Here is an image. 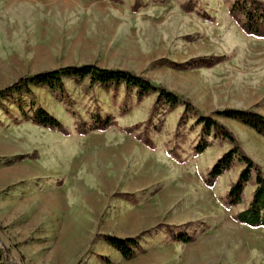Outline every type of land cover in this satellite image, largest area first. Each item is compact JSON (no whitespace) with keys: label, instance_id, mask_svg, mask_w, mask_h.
Segmentation results:
<instances>
[{"label":"rangeland","instance_id":"1","mask_svg":"<svg viewBox=\"0 0 264 264\" xmlns=\"http://www.w3.org/2000/svg\"><path fill=\"white\" fill-rule=\"evenodd\" d=\"M233 1L0 0V89L23 76L92 63L144 76L182 100L173 109L160 103L151 114L156 94L138 101L123 86L114 92L66 79L64 95L32 86L34 107L56 116L65 135L25 119L16 95L0 99V264L4 252L24 264H264V227L236 219L254 178L235 206L227 195L244 164L236 161L212 187L204 183L232 144L210 136L211 145L195 154L202 126L183 103L228 126L264 170V142L238 131L245 148L232 118L214 114H264V38L239 28ZM214 56L227 58L211 67L167 64ZM96 114L118 126L77 134ZM149 115L153 149L123 131ZM104 235L137 237V256L124 259ZM180 235L194 240L174 239Z\"/></svg>","mask_w":264,"mask_h":264},{"label":"trees","instance_id":"2","mask_svg":"<svg viewBox=\"0 0 264 264\" xmlns=\"http://www.w3.org/2000/svg\"><path fill=\"white\" fill-rule=\"evenodd\" d=\"M111 1L121 2V0ZM183 8L186 11H191L190 3H184ZM230 14L245 34L257 38H264L263 0H234L230 6ZM203 16L207 19L211 18L207 13ZM226 58L225 56L198 57L181 63L168 61L167 64L178 69L201 66L211 67ZM66 79L78 81L87 79L90 87L98 85L105 90H113L114 92H117L119 87L123 86L126 92L134 91L138 101H141L150 94H156V100L153 104L151 114L160 103L166 104L169 108L173 109L182 102L178 94L162 86L155 85L150 79L144 76L129 70L110 69L92 63L66 66L40 72L32 76H23L13 84L0 89V99L16 95L17 99L15 100V104H17L25 119L41 127L55 129L62 134L68 135L69 130L56 116L42 106L34 107L36 103L34 91L32 90V86L47 87L51 92H59L61 95H64L67 94ZM24 96H28L31 100L32 106L29 110L23 108L24 99H26ZM183 103L185 110L194 113L197 117L194 125L202 126L201 142L194 148L195 154H202L211 145V142L206 139L210 136L228 140L232 144V147L213 165L204 183L212 187L215 181L231 169L236 161L244 164V168L241 170L238 179L230 187L227 195L228 203L233 206L242 203L245 187L254 178L255 189L252 193V198L246 208L236 215V219L240 223L252 228L264 227V170L262 166L244 151L235 133L228 126L218 121L213 115L202 114L189 100H184ZM214 114L237 120L264 138V114L254 109L225 108L216 111ZM150 122L151 115H149L147 121L125 127L123 131L128 134H133L138 141L142 142L146 147L153 149L156 143L151 135ZM117 126L118 123L111 116L103 117L100 114H96L93 116L91 123L81 122L76 128V133L86 135L91 131H105ZM141 127H144L143 130L137 133ZM170 154L177 160H182L181 154L176 149L171 150ZM104 239L124 259L131 260L137 256L136 249L139 247L137 237L121 238L114 235H104ZM174 239L180 242L190 243L194 240V237L180 235L178 237L174 236ZM4 254L5 264H24L23 262L16 261L12 253L8 255L4 252Z\"/></svg>","mask_w":264,"mask_h":264},{"label":"crops","instance_id":"3","mask_svg":"<svg viewBox=\"0 0 264 264\" xmlns=\"http://www.w3.org/2000/svg\"><path fill=\"white\" fill-rule=\"evenodd\" d=\"M229 121V125L230 127L236 131V133L238 134L240 140L244 143L245 148H247V140L244 139L243 135H252L253 137H255L257 140L262 141V143L264 142V138L257 134L253 129L239 123L238 121L232 120V119H228ZM242 133L243 135H239V132Z\"/></svg>","mask_w":264,"mask_h":264}]
</instances>
